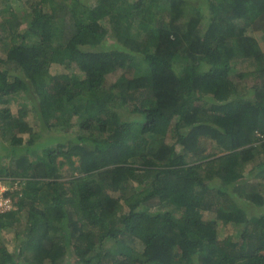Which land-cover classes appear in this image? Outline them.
<instances>
[{
  "label": "trees",
  "instance_id": "1",
  "mask_svg": "<svg viewBox=\"0 0 264 264\" xmlns=\"http://www.w3.org/2000/svg\"><path fill=\"white\" fill-rule=\"evenodd\" d=\"M189 1L26 0L23 32L0 21V176L26 180L0 212V239L14 234L0 264H264V158L246 172L264 156V49L248 32L264 0ZM206 211L238 234L220 239Z\"/></svg>",
  "mask_w": 264,
  "mask_h": 264
},
{
  "label": "rangeland",
  "instance_id": "2",
  "mask_svg": "<svg viewBox=\"0 0 264 264\" xmlns=\"http://www.w3.org/2000/svg\"><path fill=\"white\" fill-rule=\"evenodd\" d=\"M191 2H193L192 0H190ZM189 1V2H190ZM95 2V0H88V4H93ZM20 5L19 9L18 7H16V10H14L15 12L11 13L9 9L6 8V6L3 4V3H0V21L3 19V17H7L8 15H13L14 17H16L18 20H20V23L19 25L16 26V30L21 33L23 32L24 29H26V27H28L29 25V21H26V17H30L32 14L30 13V8L26 2V0H18V2ZM18 5V4H16ZM165 3H161L160 6H164ZM82 5H79L78 8H80ZM83 8V6L81 7ZM80 8V9H81ZM159 9V5L156 4V3H153V11L154 10H158ZM27 14H24V16H26L25 18L23 17V13H26ZM102 24H104V26L106 27L107 29V22L106 20H102L101 21ZM9 28V26H7L6 30ZM109 32V30H107V33ZM248 32L250 34H252L254 37H256V39L263 45V49H264V29H261V30H251V28L249 27L248 28ZM1 34V33H0ZM17 42H18V38L16 39ZM12 40L9 39V37L7 36V38H4L3 41L1 40L0 38V55H2L3 53V49L5 50L8 46L9 43H11ZM149 48L151 49L152 48V45L149 46ZM48 71L51 73V74H57V73H72V74H76L78 76H82L81 74V71L78 70V67L76 66L75 63H71L70 66H64V65H60V64H56V63H52L50 64V66L48 67ZM234 72H231L230 74V77H234ZM20 101H16V99L13 100V98L10 99L9 101V106H10V109L13 111V112H16V110L19 108V103ZM28 112L26 114V119L28 122H30L32 125H33V130L36 132L38 130H40V126H41V123H40V120H37V115L34 114V112L31 110V106L30 104H28ZM1 127H0V134H1ZM26 138L27 136L24 135L23 136V139H24V143L26 141ZM1 139V138H0ZM2 153H0L1 155ZM264 156L263 154H259L257 155L251 162H249L250 164H248L246 166V172H249L250 169H252L253 171L251 172L252 175H255L256 174V171H258V168L255 169L256 165L258 164V162L263 159ZM31 160H35V158L33 156H31ZM4 163L7 164V160H4ZM255 170V171H254ZM247 175V173H245ZM64 175H65V178H68L70 175L68 173V171H65L64 172ZM68 176V177H67ZM255 178V177H254ZM256 181L259 183V181H261L263 183V186H260L262 190H264V176L262 178L258 177L256 178ZM203 216L208 219V220H215L216 221V229H217V234H218V237L220 239H223V238H226L228 236H232L234 237L236 234H238L239 232V227L236 226L234 223L232 222H228V221H225V220H221V219H217L215 217V213H212V212H203ZM2 235H3V238L0 239V243H2L5 248L7 249H10L9 251L13 252L14 251V244H13V232L11 230H2ZM11 240L13 242H11ZM106 243V242H105ZM136 249H142V246L141 244H138L136 246ZM105 251V246H96L91 252L89 255H94L95 253H103Z\"/></svg>",
  "mask_w": 264,
  "mask_h": 264
},
{
  "label": "built area",
  "instance_id": "3",
  "mask_svg": "<svg viewBox=\"0 0 264 264\" xmlns=\"http://www.w3.org/2000/svg\"><path fill=\"white\" fill-rule=\"evenodd\" d=\"M26 180L21 176H0V212L15 208V199L9 192L22 189Z\"/></svg>",
  "mask_w": 264,
  "mask_h": 264
}]
</instances>
